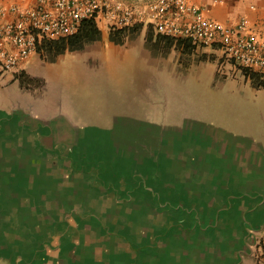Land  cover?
Instances as JSON below:
<instances>
[{"label":"crops","instance_id":"0c3cea01","mask_svg":"<svg viewBox=\"0 0 264 264\" xmlns=\"http://www.w3.org/2000/svg\"><path fill=\"white\" fill-rule=\"evenodd\" d=\"M0 1L7 5H23L33 0ZM189 1L201 7L208 18L230 26L238 25L245 18L248 30L264 41V0ZM205 51L215 52L216 55L219 52L210 48ZM123 55L126 56V53ZM37 65L38 60L32 55L23 70L37 76ZM218 66L220 63L217 58L208 62L205 67H200V73L203 68L205 70L199 75L208 82L218 80ZM34 68L37 72H34ZM15 76L16 73H0V122L5 120L11 107L17 105L16 80L10 89L9 86L8 89L2 86ZM53 79L61 88L57 91L60 98L59 109L49 110V113L53 111L52 114H56L52 121L56 124L42 127L40 121H45V116L32 110L28 122L38 121L40 126L28 129V141L39 146L48 140L47 144L57 146L73 145L80 140L94 141L97 125H81L70 115L72 112L76 113L71 106L80 97H75L76 91L70 93L64 90L63 74L56 72ZM171 87L168 90V99L171 100L168 101L169 105H177L175 98L191 97L190 91H178L177 95L175 83ZM5 89L8 90V96L5 95ZM28 103L26 100V104ZM179 103L186 105L185 101ZM31 107L35 106L28 104V108L32 109ZM108 109L105 108L100 113H112V108ZM90 114L95 115L96 112ZM250 114L253 116L254 111ZM116 121V116L106 118L107 123ZM185 121L186 117L181 118L174 122L176 124H169L168 129H182ZM232 125L230 128L241 133L233 139L227 150L230 153L225 154L224 145L220 152H214L208 144H197L190 140L186 145L183 144L190 149H185L184 153L180 149L175 151L176 154L170 155L167 163L158 155L153 159L151 169L141 170L140 164L133 162L131 156L113 157L109 153L99 157L88 155L80 162V157L73 155V162L91 170V175L87 176L85 171L76 169L45 171V175L53 179V182L47 180L50 187H57L54 178L65 176H70L73 182L80 185L79 197L84 202L79 203L75 198L66 196V203L73 207L75 213L64 218H55L52 213L56 204L53 199L38 204L36 189L32 186L35 184L33 176L36 174L29 170L22 171L16 158L11 161L0 158V205L6 204L18 210L21 205H13V199L18 195H27L32 201L24 207L26 211L23 217H16V213L15 217L14 214L10 215L12 223L9 229L3 235L0 233V264H256L248 247L247 229L251 225L264 227V122L239 121ZM51 129L54 134L52 139L50 136L45 137L46 141L43 143V133L47 134ZM247 130L254 132L251 134ZM252 135L263 139L246 137ZM13 138L17 139L13 130L7 127L2 129L0 124V144L10 142ZM20 138L22 141L27 136ZM121 139L123 140H118L119 143L126 144V137L121 136ZM198 145L202 150L200 153L191 148ZM55 154L58 156V151ZM9 161L12 166L5 169ZM2 162L5 164L2 165ZM22 173L28 174L25 183L17 180ZM40 176H35V179L42 178ZM85 177L93 180L89 184L82 181L81 185L79 179ZM100 201H104L103 205L107 201L115 202L121 208L135 210L138 217L141 211H145V216L156 219L160 226L147 233L140 230L138 236L142 233V237L135 241L130 236L129 223L122 220L119 224L112 220L107 230H113V235L110 234L113 241L111 245L106 241L102 244L100 239L96 241L95 235L91 234L96 232L88 225L81 228L76 218V214L83 213L88 220H94L102 226L105 220H110L109 217L103 213L101 217L104 219H100L92 214Z\"/></svg>","mask_w":264,"mask_h":264},{"label":"rangeland","instance_id":"374dc122","mask_svg":"<svg viewBox=\"0 0 264 264\" xmlns=\"http://www.w3.org/2000/svg\"><path fill=\"white\" fill-rule=\"evenodd\" d=\"M120 1H124L129 11L128 23L117 22L123 15V11L118 9L115 11L116 18L114 17L113 20H99L98 24L102 30L101 39L87 44L82 50L66 51L57 56L55 61L50 59L47 52L38 51L34 54V58L38 60L39 65L36 66V69L38 71L39 68V74L32 76L26 71L34 81H27L25 85L16 74L14 79L1 84L7 89L9 86L10 89L15 85L13 81L16 80L18 99L17 105L11 107L5 120L0 122L1 128H11L17 139L13 138L10 142L0 144V158L4 161L16 158L17 165H21L22 171L29 170L36 174L33 176L35 184L32 185L36 189V200L39 201V204L53 199V202H56L52 210L55 218H64L75 213L73 207L66 203L67 198L72 197L79 203L84 202V199L79 197L80 185H77L76 181L73 182L74 180L70 176L54 178L57 187L53 188L47 183V180L53 182V179H49L50 177L45 175L46 170L56 172L64 169L67 171L76 169L85 171L87 176L91 175V170L85 169L80 163L73 162V155L80 157V162L88 155L99 157L109 153L113 157L131 156L133 162L140 164L141 170L151 169L153 167L151 163L158 155L163 157L164 163H167L169 156L176 154L175 151L180 149L184 153L185 149H190L189 146H184L190 140L197 144H208L214 152H220L224 145L225 154L230 153L227 150L231 147L233 139L241 133L230 128L233 126V122H264V86L257 87L241 70L236 69L235 71L220 50L217 54L220 63L217 68L218 80L212 82L203 80L199 74L202 75L205 68L200 73V67H205L208 62H213L212 59L199 60L201 53L206 52V48L200 46L194 54L188 55L183 54L180 49L174 46L164 55L163 48L155 50L151 43H148L151 32L157 33L151 9L157 0H116L115 2L119 3ZM136 23L144 24L137 35L133 37L127 35L122 42H115L110 38L112 28L132 26ZM212 51L215 50L212 49ZM125 53L126 56L123 55ZM122 56L125 57L123 59L125 65L122 66L119 73L121 75L123 72L124 77L127 78L125 89L119 88L121 83L112 79L116 77H113L111 73L106 72L102 75L108 64ZM104 57L105 59H103ZM109 60L112 61L109 62ZM36 69L34 72H37ZM56 72L63 74L65 78L64 90L70 93L76 91L75 97H80L78 102L72 103L71 106V109L73 108L76 113L72 112L70 115L81 125L92 123L97 125V130L94 131L95 143L93 140H85V142L80 140L69 146L47 144L49 140L46 141L45 137L50 136L49 138L52 139L54 135L52 129L47 134L43 133L42 142L46 141L45 144L39 146L28 141L30 133L28 129L31 127L38 128L40 123L42 127L56 124L52 122L53 116L56 114L52 113L55 109H59L60 98L57 91L59 92L61 89L60 84L53 79ZM0 73H4L1 68ZM84 77H86L85 80ZM173 83L176 84L177 95L178 91L191 92V97L186 99L175 98L176 106L168 104L170 100L168 99V90L172 88ZM4 92H7L5 95L8 96V90ZM26 100L29 101L30 106L35 107L28 108ZM180 101H185L186 105H181ZM107 106H112L108 107L112 108V113L101 114V110L103 111L105 108L109 110ZM51 109L53 111L49 113ZM31 111H37L38 114L45 116L43 119L45 121L28 122ZM183 111H187V113L185 114ZM253 111L254 115L251 116L250 113ZM89 112H96V114L93 115ZM114 116L117 118L115 123L106 122V118H114ZM185 117L186 121L183 123L182 129H168L169 124H176L174 122ZM109 126L112 128H108ZM247 131L251 134L254 132V130ZM94 133L91 132L92 135ZM26 136L25 140H20V137ZM121 136L126 137V144L123 141V144L119 143L118 140H123ZM255 136L246 137L253 139ZM256 137L263 139L261 136ZM110 138H113L112 141ZM176 142H181V144H176ZM227 144L228 146H226ZM195 147L191 148L193 151L196 149V153L202 151L199 145ZM61 148L64 149L61 150ZM57 151L58 156L55 154ZM195 152L194 155H196ZM10 161L4 167L5 169H9V165L12 166ZM1 164L4 165L5 162ZM22 174L17 180L19 182L22 180L25 183L28 174ZM37 175H42L40 176L42 178L36 177L35 179ZM79 180L82 185V181L89 184L93 179L85 177ZM26 196L18 195L16 199H13V205H21L18 210H14L6 204L0 205V233L2 235L12 223L10 215L14 214L15 217L16 213L18 218L24 216L26 211L24 207L32 202ZM103 202L100 201L96 205V210L92 212L100 219H104L101 217L103 213L109 217L110 220H105L106 222L102 226L100 224L99 226L94 220H88L83 213L76 214L80 227L90 226V229L96 232L91 234L95 235L96 241L100 239L102 244L106 241L111 245L110 243L113 241L110 235H113V230H107L112 220L119 224L122 220L129 223L130 236L135 238V241L142 235L141 233L138 236L140 230L147 233L154 227L158 229L160 226L156 219L153 220V218L145 216V211H141L138 217L135 210L121 208L120 204L115 202L105 201L104 205ZM263 232L262 225H251L247 229L248 247L256 264V245ZM101 236L103 238H100ZM28 241H30L29 236ZM139 244H141L140 241Z\"/></svg>","mask_w":264,"mask_h":264},{"label":"built area","instance_id":"2783aa9c","mask_svg":"<svg viewBox=\"0 0 264 264\" xmlns=\"http://www.w3.org/2000/svg\"><path fill=\"white\" fill-rule=\"evenodd\" d=\"M115 1L33 0L23 5L0 1L1 71L19 74L44 41L74 35L85 19L113 20L121 9L117 22L128 23L126 4ZM151 9L157 33L220 50L235 71L248 69L264 84V41L248 30L245 18L230 26L208 18L189 0H157ZM256 258L257 264H264V234L258 239Z\"/></svg>","mask_w":264,"mask_h":264},{"label":"trees","instance_id":"16d2710c","mask_svg":"<svg viewBox=\"0 0 264 264\" xmlns=\"http://www.w3.org/2000/svg\"><path fill=\"white\" fill-rule=\"evenodd\" d=\"M143 26V23H136L132 26L112 28L110 31V38L115 42H122L124 40V37L127 35H129V37L137 35L138 32L141 31ZM101 38L102 30L98 22L94 18L85 19L82 22L77 33L67 38H61L57 40H46L38 51L47 52L49 54L50 59L52 61H55L56 57L60 54H63L66 51L82 50L86 47L87 44L92 43ZM148 43H151V46H153L152 48H155V50H158V48H163L165 53L164 55H166L169 49L174 46L180 49L183 54L188 55L194 54L195 51L198 49V46L193 44L191 41L160 33H153V31L151 32L150 37H148ZM206 59L215 60L217 59V55L215 52L201 53L199 60ZM243 73L248 78H250L257 87L264 86V84L261 83V81L259 80L257 74L250 72L248 69H243ZM18 77L21 79V82L25 85L27 84L25 82L33 80L25 70H22L18 74Z\"/></svg>","mask_w":264,"mask_h":264},{"label":"bare ground","instance_id":"6f19581e","mask_svg":"<svg viewBox=\"0 0 264 264\" xmlns=\"http://www.w3.org/2000/svg\"><path fill=\"white\" fill-rule=\"evenodd\" d=\"M103 59H105V57L103 58ZM124 59V57L122 56L121 58H119V59H114L113 61L112 60H109V62H111V64H108L107 66H106V68H104L105 70H104V72L102 73V75L104 74V73H106V72H109V73H111V75L113 76V77H116V78H112V79H115V80H117L119 83H121L120 85H119V88H124L125 87V83H126V77H124V75H123V72H122V74L120 75V71H121V69H122V66H124L125 65V61L123 60ZM148 64V63H147ZM105 79V78H104ZM151 88V87H150ZM125 89V88H124ZM146 93V92H145ZM58 111V110H57ZM51 112V111H50ZM56 112V111H55ZM54 113V112H53ZM48 114V113H47ZM46 115V114H45ZM48 116H49V114H48ZM59 116V115H58Z\"/></svg>","mask_w":264,"mask_h":264}]
</instances>
